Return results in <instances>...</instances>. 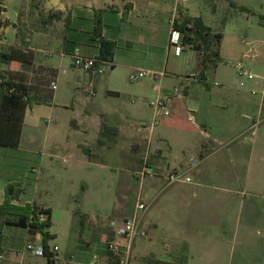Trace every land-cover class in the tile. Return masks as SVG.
<instances>
[{
	"label": "crops",
	"instance_id": "1",
	"mask_svg": "<svg viewBox=\"0 0 264 264\" xmlns=\"http://www.w3.org/2000/svg\"><path fill=\"white\" fill-rule=\"evenodd\" d=\"M178 9L191 16H201L212 32H218L206 22L200 0H0V50L17 52V57L10 64H2L1 69L12 81L23 84L31 99L24 112L18 145L0 146L17 149L27 161L16 178L0 174V205L5 198V186L16 181L21 183L23 190L10 204L29 206L28 216L33 207L49 209L51 224L48 232L53 237L58 235L52 228L59 219L71 220L74 214L80 216L77 230L80 236L76 243L73 238H66L70 249L75 247V261L59 255V246L54 244L57 249L53 250L47 241L49 250L54 253V264H117L107 243L111 240L121 243L122 239L113 236L109 222L132 214L135 201H130L136 172L142 167L139 162L149 169L147 188L143 192L147 196L143 199L147 207L140 221L142 233L132 242L130 264H145L146 261L160 264H264V243L253 246L237 238L244 200H240L241 206L237 210L229 206V196L239 191L229 188L232 178L230 180L226 168L227 159L223 155L215 156L225 146L221 140L224 138L215 128L223 131L230 128L227 123L229 99H187L188 85L181 89L172 79L169 35ZM48 11H60L62 15H48ZM96 14L101 18L102 35L116 43L113 60L102 64L101 73L85 72L72 64V55L76 51L84 57L98 54L99 42L93 36ZM250 42L242 57L255 48V41ZM221 44L222 38L219 59L222 57ZM188 50L191 52L188 60L191 58V67L196 71V53ZM182 52L174 53L173 57L179 58ZM218 63L205 71L206 78V73L213 70V85H219L215 79ZM118 70H123L128 79L133 72H145L136 81L137 90L130 93L133 94L131 99H112L120 96L122 91ZM152 72L157 75L153 76ZM150 75L153 79H143ZM192 79L195 78L188 74L185 77L186 81ZM205 82L212 85V82L207 84V79ZM251 92L255 93L254 90ZM163 95L169 96L165 103L168 113L156 116L152 103ZM56 99H76L77 103L75 105L73 100L56 102ZM259 102L260 110L264 100L259 99ZM56 161L62 163L65 194L61 206L45 199L50 187L47 183L42 184L45 175L53 176L59 169ZM108 169L116 171L118 204L107 225L86 207L100 208L106 184L102 174ZM76 170L85 176L81 179V201L77 210L69 202L76 192ZM171 170L185 171L191 180L167 185L165 175ZM8 211L12 212L11 209ZM227 216L236 220L230 241L231 253L236 246L239 248L237 257L229 255L225 258L216 250L219 234L213 228L219 227L220 217ZM252 219L247 208L243 232H248L245 230ZM21 228L25 231L23 241L26 243L27 229ZM67 234H70V228ZM3 236L2 233L0 245L5 264H25L17 251L11 254L12 250L8 252L2 246ZM30 241L42 244V237L35 233ZM209 241L213 246H209ZM90 247L93 250L86 253L85 248ZM41 256L47 264L46 257ZM68 256L73 258L72 252Z\"/></svg>",
	"mask_w": 264,
	"mask_h": 264
},
{
	"label": "rangeland",
	"instance_id": "2",
	"mask_svg": "<svg viewBox=\"0 0 264 264\" xmlns=\"http://www.w3.org/2000/svg\"><path fill=\"white\" fill-rule=\"evenodd\" d=\"M231 1L233 2L230 3ZM200 4L204 5L202 14L206 22L215 30L221 32L223 36L221 44L222 57L217 65L218 68L216 69L215 76L219 85H213V70L207 72L205 78L207 79V84L212 82V85L208 86L198 79V69L194 71L191 67V58L188 60L191 53L188 49L196 53L197 62L198 54L183 40V37L184 49L182 55L179 58L173 57L175 53L173 48L169 53V60L172 62L170 69L174 71L172 79L175 80L174 83L177 87L181 89L184 85H188L187 99H229L227 123L230 128L227 131L215 128L219 136L224 138L221 139L222 143H225V146L218 150V154L216 153L215 156L223 155L227 159L226 168L231 176L230 180L232 178V182L230 181L231 183L228 184L229 188L239 191V193L229 196V206L237 210L241 206L240 200H244V205H242V211L240 212L241 226L236 230L237 238L238 240L248 241L253 246H258L264 243V104L263 108L259 110V99L264 100V0H205V2L200 0ZM242 40H246V42L255 41L253 42L255 48H252L248 56L243 55L242 57V54L250 47L251 42L250 44H243ZM238 64L242 65L247 72L252 73L254 75L253 78L249 79L246 75H239ZM187 74L195 79L186 81L185 77ZM117 78L121 81L120 86L122 91L120 96H114L112 99H131L133 94L130 93L136 92L137 82H131L123 70H118ZM150 78L153 79L152 75L143 79ZM241 81L243 82L242 86H240ZM210 90L212 94L209 93ZM252 90L255 93H252ZM71 97L73 98V96ZM61 98H64V96ZM56 100V102H71L73 100L75 105L77 103L76 99ZM32 101L38 102L36 99ZM143 147H141V150L144 149ZM26 162L23 153L17 149L0 147V174L2 177L16 178V174L21 173L22 164H26ZM56 162L59 164V169L55 171V175L53 176L50 174L45 175L42 184L47 183L50 187V191L45 196V199L51 204L61 206V203L64 202L65 194L60 167L62 163L60 161ZM136 162L138 163V161ZM138 165H143V162H139ZM26 171L29 170L27 169ZM115 172V170L108 169L106 173L102 174L106 184L102 190L100 208L97 206L86 207L89 213L98 214L101 223L107 224L112 219L113 209L118 204V197L115 194ZM211 175L217 177L216 174ZM2 177L0 176V178ZM83 178H85L83 173L76 170L74 177L76 192L73 199L71 197L69 199V202L73 203L75 210L80 208L79 201L81 200L79 193L81 189L79 188L83 184L81 180ZM146 179L147 176L141 182L138 178L134 179L133 195L130 202L133 203L138 194L143 199L147 198L143 193L147 188ZM216 179L218 180V178ZM228 181L229 178L226 182ZM244 181L246 184H244ZM230 203L233 204L230 205ZM247 208L250 209L253 219L249 222L248 229L245 230L248 231L246 233L243 232L242 227ZM55 218L59 217L55 215ZM222 219L220 217L217 223L219 227L213 228L219 234V244H217L216 250L222 257L227 258L229 255L237 257L239 256V248L236 246L234 253H231L232 247L230 241L232 232H235L236 220H233L230 216L225 217L222 229ZM80 220L81 218L78 214L72 215L71 220L62 221L59 219L57 225L52 228L53 231L58 233L57 237H52L48 240V245L51 248L54 244H57L59 246L57 253L67 256L72 261H75V249H73L75 247H71L70 249V246L66 243V238H73V241L76 243V238L80 236V232L77 231L80 226ZM69 228L70 234H67ZM1 232L4 235L2 246L8 252H11V250V254L15 253V251L20 252L21 254L18 256L25 260V264H45L43 256L35 255L25 249L28 241V243L38 244L39 236H37V242L28 240L25 243L23 241L25 231L21 227L5 225ZM67 235L69 236L67 237ZM208 244L210 247L213 246L212 241H209ZM78 249L80 250L79 247ZM81 250L84 249L81 248ZM90 250H93V248H85L86 253L90 252ZM70 252H72L73 258L68 256ZM130 258L129 264L132 262V257ZM141 260L144 261L142 258ZM0 264H5L3 257L0 258ZM145 264L160 263L146 261Z\"/></svg>",
	"mask_w": 264,
	"mask_h": 264
},
{
	"label": "trees",
	"instance_id": "3",
	"mask_svg": "<svg viewBox=\"0 0 264 264\" xmlns=\"http://www.w3.org/2000/svg\"><path fill=\"white\" fill-rule=\"evenodd\" d=\"M48 15L60 17V11H48ZM264 18V17H263ZM172 26L182 33L183 40L198 54V76L205 84V71L209 67L216 66L219 62V45L221 42V32H212L209 25L204 23L201 16H191L178 9L177 16L173 19ZM93 36L99 42V50L96 56L98 61L111 62L114 57L116 43L112 39H107L102 35L101 18L96 14L94 19ZM17 57V52H5L0 50V146L16 147L19 143L21 126L24 112L31 99L27 96L26 88L19 82H14L1 69V65L11 63ZM105 127V126H104ZM84 152H88L83 148ZM23 187L19 182H10L5 186V198L0 205V242L2 239V228L4 224H9L27 229L28 240H31L35 233L42 237L43 255L47 259V264H54V253L49 250L47 241L53 237L48 232L50 226V210L41 207H19L10 204L12 199H16L22 192ZM11 209L12 212H9ZM46 214V219L39 222L35 210ZM5 210H7L5 212ZM0 245V255L2 254Z\"/></svg>",
	"mask_w": 264,
	"mask_h": 264
},
{
	"label": "built area",
	"instance_id": "4",
	"mask_svg": "<svg viewBox=\"0 0 264 264\" xmlns=\"http://www.w3.org/2000/svg\"><path fill=\"white\" fill-rule=\"evenodd\" d=\"M242 43L246 44L245 40H242ZM169 47L174 49L175 53H178L184 49V43L182 41V33L173 27L170 29L169 35ZM105 62L98 61L96 57H84L81 56L77 51L72 55V64L74 67L85 71V72H97L101 73L103 70L102 64ZM238 74L247 75L249 78L252 77V74L246 72L240 64H238ZM145 74L144 71L133 72L129 75L130 81H137L139 78L143 77ZM153 76H156V72L151 73ZM54 87V84L52 83ZM169 100V96L163 95L156 99L152 104L154 106V112L156 116L161 114H167L168 110L166 109V102ZM149 173L147 165L144 163L142 167L136 172V178L141 182L142 179ZM191 179L186 174L185 171L181 170H171L165 175L166 184H172L176 182H189ZM146 203L143 200L141 195H137L134 209L132 214L124 219L119 221L111 220L109 226L112 229V234L115 238L122 239L121 243H117L116 240H111L107 243V249L111 254V257L115 260L117 264H129L131 257V248L134 238L142 233L140 229V221L142 214L146 210ZM35 213L38 217L39 222H42L46 219V214L42 211L35 210ZM114 238V239H115ZM26 251H30L35 255L43 254L42 244H33L26 243ZM57 247L54 246L53 250H56ZM17 254H21L17 252ZM2 254L0 258H2Z\"/></svg>",
	"mask_w": 264,
	"mask_h": 264
}]
</instances>
